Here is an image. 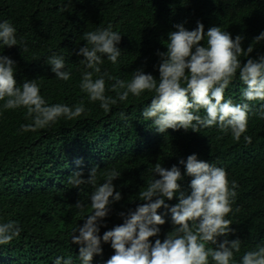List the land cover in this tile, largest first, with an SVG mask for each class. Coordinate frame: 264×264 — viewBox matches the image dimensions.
<instances>
[{"label": "trees", "instance_id": "obj_1", "mask_svg": "<svg viewBox=\"0 0 264 264\" xmlns=\"http://www.w3.org/2000/svg\"><path fill=\"white\" fill-rule=\"evenodd\" d=\"M4 20L17 29L19 44L0 46V55L16 62L17 84L34 79L48 104L83 103L85 113L73 120L61 116L45 128L24 132L21 126L32 123L26 118L27 110H2L0 220L16 221L21 233L10 244L0 245V264H53L57 256L71 257L72 264H81L79 246L70 239L73 228L84 222L75 204L81 201L83 215L91 214L90 196L95 188L90 184L73 188L68 183L73 172L82 171L86 178L95 167L98 184L103 183L106 171L115 168L121 172L113 184L122 199L112 205L106 227L100 229L102 235L123 223L119 212L145 203L139 194L153 177L151 170L156 163L165 168L177 164L183 173L178 160L192 153L224 168L230 184L235 181L238 185L233 211L226 217L234 229L227 238L241 240L232 264H240L245 252L264 246V119L256 114L264 102H249L252 113L247 132L239 141L230 131L225 134L215 126L199 132L168 129L159 133L151 120L145 121L141 115L154 93L146 91L140 97L129 94L126 101L118 100L105 112L99 101L90 102L81 91L83 57L76 55L86 44V32L108 25L120 32L117 64L104 57L101 65L102 72L107 70L114 78L106 80L105 95L111 97H116V92L110 85L116 79L130 81L137 68L158 80L156 53L166 51L168 34L176 30V24L193 30L200 21L205 31L219 26L233 38L240 34L244 36L242 47L252 46L249 56L256 58L264 54V41L254 40L264 31V0H63L58 7L53 0H0V21ZM200 43L206 46V40ZM53 54L63 56L65 70L71 73L68 81L59 80L51 71L47 61ZM247 58L241 55V62ZM244 87L237 74L225 91V99L231 98L234 104L243 102ZM3 103L0 101V109ZM245 135L251 137L250 143ZM190 180L186 176L179 182L182 191L190 193ZM177 202L176 197L166 200L169 205ZM165 220L160 226L161 240L173 230L170 214ZM149 239L154 241L155 237ZM215 247L206 243V248ZM102 248L103 254L94 256L92 264H105L114 253L108 243H102ZM209 264H214L211 257Z\"/></svg>", "mask_w": 264, "mask_h": 264}, {"label": "clouds", "instance_id": "obj_2", "mask_svg": "<svg viewBox=\"0 0 264 264\" xmlns=\"http://www.w3.org/2000/svg\"><path fill=\"white\" fill-rule=\"evenodd\" d=\"M62 1L53 0L54 7ZM174 27L176 30L168 34L166 51L156 53L159 57L158 80L151 73L137 68L130 81L116 79L110 85L116 97L105 95L106 80L114 78L107 70L102 72L101 65L104 57L113 65L117 64L121 55L118 47L121 34L111 25L86 32V44L76 52L77 56L83 57L81 91L88 95L90 102L99 101L105 112H109L110 106L117 104L118 100L126 101L129 94L140 97L146 91L151 92L154 95L141 115L145 121L151 120L157 132L165 133L168 129L199 132L201 128L215 126L222 133L230 131L239 141L247 132L248 118L252 113L249 102H264V54L252 58L249 54L253 47H242L244 36L237 34L233 38L219 26L205 31L204 25L197 21L193 30H187L183 24ZM16 32L11 22L0 21V46L18 45ZM204 40L206 46L200 43ZM254 40L256 43L264 41V31ZM241 55L248 57L246 62H241ZM47 63L56 78L71 79V73L65 70L63 56L53 54ZM16 70L14 60L0 55V101L4 102L0 115L2 110L25 108L26 118L30 117L32 123L22 125V131H36L61 116L73 120L85 113L83 103L75 106L48 104L34 79L17 84ZM237 74L245 87L241 91L243 102L234 104L231 98L225 99L224 94ZM201 110L205 113L203 116ZM256 114L264 119V103ZM244 139L251 142L249 136L245 135ZM178 164L183 165V173L177 164L165 168L156 163L151 170L153 177L139 194V199L145 203L137 205L134 210L119 212L123 223L102 235L100 229L106 227L105 218L112 205L122 199L121 192L115 190L113 184L121 172L115 168L106 171L100 184L95 167L86 178L82 171L72 173L68 183L73 188L79 189L82 184L95 188L90 196L91 214L83 215L85 205L81 201L75 204L84 222L73 228L70 239L72 244L79 246L81 264H92L94 256L102 255V243L110 244L114 250L105 264H209V257L214 264H232L234 253L240 251L241 240L227 238L234 229L226 217L233 211L238 185L235 181L230 184L224 168L198 159L196 153L179 159ZM186 176L191 177L190 193L182 191L179 183ZM173 197L177 198V203H166ZM161 208L164 211L158 212ZM168 214L173 230L161 240L160 226L166 223ZM20 233L21 227L16 221L0 220V245L10 244ZM150 237H155L154 241ZM218 237L224 239L218 240ZM208 242L215 245V249L206 248ZM53 264H72V258L57 256ZM240 264H264V246L245 252Z\"/></svg>", "mask_w": 264, "mask_h": 264}]
</instances>
